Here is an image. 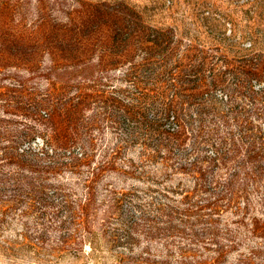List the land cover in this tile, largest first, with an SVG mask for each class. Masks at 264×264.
Returning <instances> with one entry per match:
<instances>
[{"label":"rangeland","instance_id":"1","mask_svg":"<svg viewBox=\"0 0 264 264\" xmlns=\"http://www.w3.org/2000/svg\"><path fill=\"white\" fill-rule=\"evenodd\" d=\"M0 264H264V0H0Z\"/></svg>","mask_w":264,"mask_h":264}]
</instances>
